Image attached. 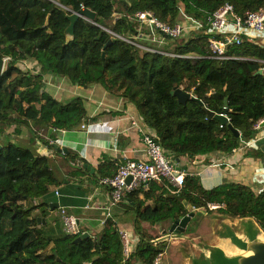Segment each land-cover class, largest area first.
<instances>
[{"label":"trees","instance_id":"obj_1","mask_svg":"<svg viewBox=\"0 0 264 264\" xmlns=\"http://www.w3.org/2000/svg\"><path fill=\"white\" fill-rule=\"evenodd\" d=\"M225 4L243 19L263 7L264 0H0V56L7 60L0 75V132L6 126L20 128L29 123L36 130L69 131L87 121L82 98L62 105L45 92L42 78L51 73L80 87L100 84L110 94L126 99L174 160L231 154L241 141L255 136L253 126L264 117V75H256L264 68V48L241 36L239 45L227 48L226 56L231 59L215 60L210 57L207 37L191 33L169 42L179 56L170 58L111 41L82 19L75 23L73 34L67 35L69 13L63 9L78 12L82 5L96 14L99 24L132 34L134 24L128 16L135 12H152L171 25L185 15L207 28V18ZM26 60L38 66L36 75L18 66ZM176 88L216 115L227 101L229 124L241 137L215 119H207L195 100L179 104L172 95ZM35 140L53 150V135L48 139L36 136ZM0 146V264H131L134 259L154 264L155 257L165 252L167 240L150 235L142 224H171L186 215L184 200L206 215L251 218L264 232V189L254 192L242 183L205 189L197 176L186 173L177 194H170L165 181L151 182L124 199L121 207L126 216L131 215L137 239L124 261L115 221L106 222L94 238L78 242L81 235H55L47 230L48 222L42 223L51 206L45 200L51 189L84 176L95 185L97 179L113 178L124 161L104 160L90 174L85 161L53 150L67 163L64 180L56 177L50 158L35 155L22 145ZM38 199L40 203L35 204ZM208 204L222 207L211 212Z\"/></svg>","mask_w":264,"mask_h":264},{"label":"crops","instance_id":"obj_2","mask_svg":"<svg viewBox=\"0 0 264 264\" xmlns=\"http://www.w3.org/2000/svg\"><path fill=\"white\" fill-rule=\"evenodd\" d=\"M227 31H232V27L229 26ZM242 33L254 44L264 48V32L256 33L243 30ZM20 66L24 72H30L34 75L39 72L38 66L29 60L21 62ZM42 80L45 92L62 105L75 98L83 99L87 115L86 123L88 122V130L92 133L88 134V138H85L79 134L80 128H76V132L69 130V132L64 133L60 130H53L49 133L50 127L36 130L30 123L20 128L17 125H10L0 132L1 145L7 143L20 144L35 155L50 158L56 166V171L60 173L64 180L69 172L67 163L64 162L61 155L54 154L53 150L57 151L54 147L52 150L37 142L35 140L36 136L48 139L50 135H53L55 143L59 147L86 162L85 166H89L92 170L91 172L86 167L90 174H95L104 160L116 162L131 159L146 160L139 133L136 128L131 126L132 120L137 122L141 120L137 110L130 102L120 96L110 94L100 84L80 87L64 77L51 74H44ZM243 144H246V146ZM62 154L66 153L62 152ZM175 162H177V168L183 173L197 176L205 189H212L225 183H242L254 192L264 189V137L257 131H255L253 138L248 141H241L239 147L231 154L214 153L197 156L189 160L180 158ZM68 164L70 166L72 163ZM86 178L84 176L80 181L70 179L69 182L65 181L59 188L51 189L49 196L45 199L51 206L42 218L43 224L46 225L48 222L47 230L50 233L55 235L65 234L58 216L59 207H63L67 214L78 219L82 231L81 236L87 233L89 237L94 238L106 226V223L104 225L101 223L104 207L102 193L108 191V189L100 187L98 183L101 179H97L96 184L91 185ZM55 190H58L57 195L54 193ZM40 201L38 199L35 203L39 204ZM56 204H58L57 207ZM121 205L122 203L110 210L111 217L106 222L115 221L119 231L122 230L127 233L130 253V249L135 247L137 239L131 223L132 217L124 214ZM193 212L194 216L200 214L199 211L194 210ZM203 216L207 217L208 215L204 214ZM38 221L40 222V218ZM145 225L149 226L144 223L142 227L144 228ZM169 225L149 227L154 230L159 229L158 235H164L169 234ZM160 240L165 239L162 236ZM164 254L165 252L160 262ZM131 264H141V262L134 259Z\"/></svg>","mask_w":264,"mask_h":264},{"label":"built area","instance_id":"obj_3","mask_svg":"<svg viewBox=\"0 0 264 264\" xmlns=\"http://www.w3.org/2000/svg\"><path fill=\"white\" fill-rule=\"evenodd\" d=\"M63 9L70 14L74 13L69 8L64 7ZM84 9L81 5L80 10ZM81 19L106 33L110 40H116L130 49L170 58L179 56L173 51L166 50L164 46L169 42L189 36L191 33L204 34L207 37L206 42L210 57L221 61L231 59V57L226 56L227 48L241 43V36H244L243 30L256 33L264 32V6L254 12L247 13L241 19L235 14L231 5L225 4L207 18V28H204L201 22L185 15H183L181 21L171 25L168 22L159 20L152 12H135L133 15L128 16L130 22L134 24L135 33L132 34L117 33L109 27L99 24L95 19L90 20L86 17H81ZM229 26L232 27L230 32L227 31ZM261 70H264V68H261ZM88 126V122H85L79 129V134L85 138H88V134L92 133L88 130ZM131 126L136 128L139 133L144 146L146 160H125L119 166L113 178H104L99 181L100 187L108 189V191L102 193L104 207L101 223L103 225L111 217L110 210L121 204L128 194L142 186L146 188L147 184L151 182L160 183L165 181L171 194H177L183 187L186 173L177 168V162L156 142L154 132L142 121L132 120ZM253 129L260 132L264 137V117L257 121ZM73 131L76 132L75 130ZM63 132L65 133L66 131ZM235 150H232V152ZM71 165L77 166L78 163H72ZM128 177L131 178L129 183L126 182ZM54 193L57 195L58 190H55ZM221 207L222 205L220 204L207 205L209 211H215ZM194 210L198 211V209L193 208ZM58 216L65 234L71 236H80L82 234L78 219L73 215L67 214L63 207L58 208ZM118 234L123 247L125 261L129 256V237L122 230ZM161 257L162 254H158L153 263L159 264Z\"/></svg>","mask_w":264,"mask_h":264},{"label":"water","instance_id":"obj_4","mask_svg":"<svg viewBox=\"0 0 264 264\" xmlns=\"http://www.w3.org/2000/svg\"><path fill=\"white\" fill-rule=\"evenodd\" d=\"M80 16L86 17L90 20L96 18V14L89 10H79L76 14L67 16L70 22L69 27L66 29L67 35H72L75 23L80 19ZM111 41H108L110 44ZM104 57V54L102 55ZM5 67V59L0 56V75ZM51 74V73H49ZM256 75H264V70H258ZM177 98L179 104H184L187 100H195L201 107L203 104L201 101L195 99L190 94L183 92L180 89H174L172 92ZM207 119H215L221 126H227L235 137H241L239 132L229 124L227 118V101L224 102V108L221 114H214L203 107ZM53 129H49L51 133ZM53 147L63 153H67V150L62 149L58 144L54 143ZM89 170L91 168L86 166ZM92 172V170H91ZM130 177L126 179L129 183ZM186 209V215L180 217L178 220L173 221L168 228L169 233L180 234L184 233L191 219L194 217L193 207L185 200L182 201ZM58 204H56V207ZM204 215V212H200ZM222 217V216H220ZM218 223L215 230L216 242L213 244H205L198 249V256L189 259L187 264H264V232L251 218L244 219H228ZM89 237L87 233L83 234L76 241H80Z\"/></svg>","mask_w":264,"mask_h":264},{"label":"rangeland","instance_id":"obj_5","mask_svg":"<svg viewBox=\"0 0 264 264\" xmlns=\"http://www.w3.org/2000/svg\"><path fill=\"white\" fill-rule=\"evenodd\" d=\"M169 44L170 43L165 47L166 50L173 51V45ZM6 64L7 60H5V67ZM18 66L21 68L20 64ZM51 166L54 168L56 177L62 179L60 173L56 171V166L53 164V161H51ZM35 202L36 200L34 203ZM49 219L53 220L51 218ZM222 220H224L223 217L217 215H208L207 217H204L203 215L195 214L185 232L180 234L169 233L158 235L160 231L159 229L154 230L147 225H145L144 228L152 236L156 235L159 239L163 236L165 240L167 239L165 254L160 264H187L190 258L198 256L199 248L205 244H213L216 242L215 230L218 223ZM161 254L163 255V253Z\"/></svg>","mask_w":264,"mask_h":264},{"label":"bare ground","instance_id":"obj_6","mask_svg":"<svg viewBox=\"0 0 264 264\" xmlns=\"http://www.w3.org/2000/svg\"><path fill=\"white\" fill-rule=\"evenodd\" d=\"M76 13H77V12H74V13H72V14H76ZM69 15H71V14L69 13ZM69 15H68V16H69ZM81 17H83V16H80V19H81Z\"/></svg>","mask_w":264,"mask_h":264},{"label":"clouds","instance_id":"obj_7","mask_svg":"<svg viewBox=\"0 0 264 264\" xmlns=\"http://www.w3.org/2000/svg\"><path fill=\"white\" fill-rule=\"evenodd\" d=\"M86 9V8H85ZM112 41V40H111ZM261 70V69H260Z\"/></svg>","mask_w":264,"mask_h":264}]
</instances>
